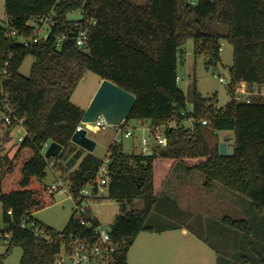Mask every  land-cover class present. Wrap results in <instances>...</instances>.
Listing matches in <instances>:
<instances>
[{
    "label": "trees",
    "instance_id": "obj_1",
    "mask_svg": "<svg viewBox=\"0 0 264 264\" xmlns=\"http://www.w3.org/2000/svg\"><path fill=\"white\" fill-rule=\"evenodd\" d=\"M5 11L10 28L18 34L9 38L0 18V109L6 113L9 106L28 129L25 139L15 143L13 156L0 148V202L11 233L6 255L21 247L20 264H55L60 244L22 228L28 217L54 235L92 230L82 226L76 215L63 231L34 217L56 202L46 183L50 161L70 172L66 181L72 192L96 180L104 163L72 142L84 110L71 97L88 71L136 96L127 123L162 126L179 118L177 127L165 131L167 145L154 144L152 154H126L122 145L110 147L106 189L93 200L120 204L110 234L121 263H127L142 231L173 229L157 230L147 220L178 163L187 171H199L207 190L219 183L250 199L256 212H264V97L256 96L250 103L235 99L237 85H264V0H5ZM76 11L83 18L69 20L68 14ZM44 15L53 18L49 35L26 46L20 37L32 38L33 24ZM81 28L89 31L83 48L75 41ZM63 35L66 39L58 47L57 39ZM190 39L195 54H205L209 66L221 62L223 41L233 45L228 84L232 99L225 107H217V95L203 97L195 90L193 112H188V99L178 84V54ZM28 55L34 56V62L30 75L24 76L20 67ZM183 111L188 119L192 116L193 128L184 122ZM2 124L6 126L3 120ZM6 128L5 136L10 137L12 126ZM222 131L234 133L233 156L220 155ZM47 142L63 146L59 157H44L42 147ZM63 158L68 160L66 167ZM85 216L100 224L89 206ZM222 221L255 249L250 220L225 216Z\"/></svg>",
    "mask_w": 264,
    "mask_h": 264
},
{
    "label": "rangeland",
    "instance_id": "obj_2",
    "mask_svg": "<svg viewBox=\"0 0 264 264\" xmlns=\"http://www.w3.org/2000/svg\"><path fill=\"white\" fill-rule=\"evenodd\" d=\"M135 1L144 2L145 0ZM0 11L2 13L0 15H3L4 0H0ZM68 18L72 21H80L83 18V14L81 11L72 12L68 14ZM1 19L4 20V17ZM214 27L218 29L215 25ZM219 30L224 33L223 30ZM44 35L45 33L43 32L42 36ZM33 62L34 56L28 55L20 67V73L24 76H29ZM207 63L208 58L205 54H195L193 39H190L179 50L178 84L188 99V109L193 108L195 90L203 97L217 95L216 105L219 108L225 107L232 99L228 84L230 78L229 68L234 63L233 45L223 41L221 62L217 66H209ZM220 76L224 77L226 82H222ZM101 80L99 75L88 71L75 89L71 102L84 109L91 97L96 94L102 82ZM245 88L249 87L246 85ZM4 114L5 112L0 109V148L3 153L13 156L16 152L15 143H18L17 137L20 134V130L19 127H12L11 131H13V134L10 137H6L7 128L2 124L1 120ZM188 123L186 121L187 125ZM129 125L134 127V137L124 138L120 145L123 146V151L126 154H141L142 138H149L150 133L148 130H142L137 121H131ZM231 132H219L221 142L234 144V134ZM116 135V130L108 125L101 127L95 132L88 130V136L96 142V147L92 153L105 160ZM67 154L68 150L65 151L64 156H67ZM72 155L70 154L69 158ZM67 161L63 158L61 164L66 167ZM56 163L54 160L50 161L47 168L46 183L48 185L58 184L59 181L65 182L69 177L70 172L59 169ZM168 180L162 196L157 201L147 220V225L153 226L157 230L166 227L173 229L161 232L142 231L127 254V264H177L176 259L181 256L185 258L193 257L197 263L199 261L202 263L203 258H210L213 263L216 264L217 262L218 264V260L230 261L229 259L235 257L241 261L240 264H260V258L244 236L235 229L226 226L222 221L225 216L235 219H248L250 221L253 216H258V212L253 209L250 199L232 192L219 183L214 185V191L205 189L204 176L197 170L187 171L183 163L177 164ZM221 192L228 194V201H224L221 198L219 195ZM55 200V204L36 212L34 217L48 227L63 231L73 215H76V206L74 201L62 192L55 194ZM195 201L198 202L195 205L196 207L191 204V202L195 203ZM221 201L224 202L221 203ZM89 207L94 217L98 219L100 225L106 230L111 229L117 215L120 213V204L115 200H92ZM262 220L254 221V227L258 223H261V225L259 228L256 227L253 241L256 243L255 247L260 249L264 257V243L261 241L264 239L262 237L264 235L260 233L264 226V224L262 225ZM0 224L4 227L6 225L3 221L1 202ZM183 228L189 230L191 238H193V235H202L209 241V244L216 247L217 251L210 249L198 239L193 241L196 243L194 252L188 251L187 248H184V245L187 247L186 244H188L189 239L183 234ZM7 248L8 242L0 241V264H20L23 254L22 248L14 247L11 253L6 255ZM183 248L184 252H182Z\"/></svg>",
    "mask_w": 264,
    "mask_h": 264
},
{
    "label": "built area",
    "instance_id": "obj_3",
    "mask_svg": "<svg viewBox=\"0 0 264 264\" xmlns=\"http://www.w3.org/2000/svg\"><path fill=\"white\" fill-rule=\"evenodd\" d=\"M52 23L53 18L51 15L40 16L38 21L33 24L34 36L29 39L20 37V41L26 46L39 43L43 37L49 35L48 28ZM2 26L7 29V35L9 38H16L18 31L10 28V19L8 16H6L4 20L2 19ZM43 32L45 33L44 36H42ZM88 37V29L81 28L75 36L76 45L79 48H83ZM65 39L66 35L58 37L56 43L57 46L60 47L61 43ZM220 80L222 82H226L225 78L222 76H220ZM244 86L246 87V85H237L235 87V99L237 101L250 103L256 96L264 97V85H255L250 89L245 88ZM6 109L7 112L4 114V117H2V120L6 126L19 127L20 134L17 137V142L20 143L28 134L27 126L24 123V119L17 118L9 106H6ZM188 112H193V108L189 109ZM188 112L183 111L181 116L185 119L184 122L186 123V121H188V125L193 128V118L192 116L189 119L187 118ZM202 123L207 124V120H203ZM178 124L179 118H175L162 126H151L150 124L143 123L141 125L142 130H148L150 137L142 138V154H152V147L154 144H158L163 147L166 146L168 142L165 135L166 129L177 127ZM106 125L114 128L117 132L111 148L120 145V142H122L124 138L134 137V127H131L126 120L121 124L116 125L110 123L103 115L91 122H83L81 120L74 134L79 130L86 129L88 135V130L95 132ZM50 144V142H47L42 147V154L45 158L46 151ZM111 154L112 151L109 149L107 158L104 160V163L99 170L97 179L88 182L81 190L72 192L67 181H59L58 184L48 186V191L50 193L56 194L58 192H62L63 194H67L68 198L74 201L76 206V217L82 226L92 229L90 232H86L83 235H54L47 227L41 226L32 217H28L21 223L22 228L31 229L38 238L60 244V250L55 258V264H127L120 262L118 256V246L113 242L110 230L104 229L100 224L95 225L85 216L86 209L92 202L93 197L101 196V194L105 192V186L108 180L106 176L107 167ZM9 214L12 215V210L9 211ZM10 238V231L7 230L6 226L4 227L0 224V241L9 242Z\"/></svg>",
    "mask_w": 264,
    "mask_h": 264
},
{
    "label": "water",
    "instance_id": "obj_4",
    "mask_svg": "<svg viewBox=\"0 0 264 264\" xmlns=\"http://www.w3.org/2000/svg\"><path fill=\"white\" fill-rule=\"evenodd\" d=\"M135 103L136 96L134 94L108 79H103L89 106L84 111L82 121H95L103 115L110 123L121 124L131 114ZM72 142L89 152H92L96 147V142L87 135L86 129L77 131L72 137ZM62 150L61 144L51 142L46 151V158H57ZM234 154V144L221 142V156H233Z\"/></svg>",
    "mask_w": 264,
    "mask_h": 264
},
{
    "label": "crops",
    "instance_id": "obj_5",
    "mask_svg": "<svg viewBox=\"0 0 264 264\" xmlns=\"http://www.w3.org/2000/svg\"><path fill=\"white\" fill-rule=\"evenodd\" d=\"M1 12V11H0ZM0 14H2V13H0ZM7 16V14H6V11H5V0H4V13H3V15H0V18H5ZM102 81V80H101ZM94 95V94H93ZM93 98V96L91 97V99ZM91 99L88 101V103H87V105H86V107L83 109L84 111L86 110V108L89 106V104H90V102H91ZM138 124H140V126L143 124H141V123H139V122H137ZM144 124H146V123H144ZM231 133H233V132H231ZM13 134V131H12V133H11V135ZM234 134V133H233ZM229 144V143H228ZM122 148H123V146H122ZM56 178H57V176L56 175H54ZM206 189V188H205ZM209 191H214V188L213 189H211V190H209ZM220 196H221V198H223V200L225 201H228V194H226L225 192H221V194H219ZM226 196H227V198H226ZM224 201H221V203L222 202H224ZM196 203H198V202H196L195 201V203L193 202H191V204H194V206L196 205ZM196 207V206H195ZM258 216H259V218H258ZM258 216H256V217H252V219H251V225H252V235H251V238H252V241H253V238H254V232H256V227L257 228H259V226L261 225V223H258V225H255V227H254V221L256 220V221H258V219H259V221H260V219H263L262 220V225L264 224V212H262V213H258ZM255 224H257V223H255ZM240 233V232H239ZM260 233H262L263 235H264V226H263V229H262V231L260 232ZM183 234L184 235H186L187 236V238L189 239L188 240V244H186V246L187 247H185V245H184V248H187L188 249V251H191V252H194V248H195V245H196V243L195 242H193V241H195V240H197L198 239V241H200L201 243H204L205 245H207L210 249H213V250H216L217 251V249H216V247L215 246H213V245H210L209 243H207V242H205L204 240H202V239H200L197 235H193L192 237L193 238H191V236H190V234H189V230L187 229V228H183ZM263 238H264V236H262ZM236 239H238L237 237H236ZM259 239V238H258ZM239 240V239H238ZM261 241H263V243H264V239L263 240H261ZM255 242L253 241V246H254V248L255 249H253L254 251H255V253H256V255L260 258V264H264V257L262 256V254H261V252H260V249L259 248H256L255 247ZM258 245V244H257ZM259 246V245H258ZM184 248L182 249V252H184ZM252 248V247H251ZM261 248V247H260ZM188 254V253H187ZM230 261H221V260H218V264H240L241 263V261L238 259V258H231V259H229ZM199 261V260H198ZM217 261V260H216ZM249 262V261H248ZM176 263L177 264H215V263H213L212 262V260L210 259V258H203L202 259V263L199 261V263H197V261H196V259L195 258H191L190 256L189 257H183V256H181V257H179V258H177L176 259ZM216 264H217V262H216Z\"/></svg>",
    "mask_w": 264,
    "mask_h": 264
}]
</instances>
